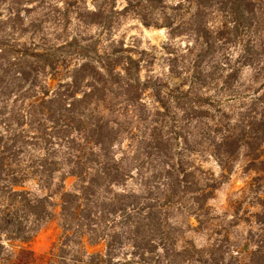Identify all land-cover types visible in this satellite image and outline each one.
Instances as JSON below:
<instances>
[{
  "label": "trees",
  "instance_id": "16d2710c",
  "mask_svg": "<svg viewBox=\"0 0 264 264\" xmlns=\"http://www.w3.org/2000/svg\"><path fill=\"white\" fill-rule=\"evenodd\" d=\"M117 1L0 0V264H264V0Z\"/></svg>",
  "mask_w": 264,
  "mask_h": 264
},
{
  "label": "rangeland",
  "instance_id": "374dc122",
  "mask_svg": "<svg viewBox=\"0 0 264 264\" xmlns=\"http://www.w3.org/2000/svg\"><path fill=\"white\" fill-rule=\"evenodd\" d=\"M123 0H118L117 5ZM120 30L125 32L126 39L135 37L141 43L142 46L147 43L158 45L165 38L164 29H152L145 28L139 25L135 19H127L123 22ZM159 34V35H158ZM206 166H212L207 163ZM244 175L238 168L231 176L230 180L224 183L218 191L215 193V197L210 203L219 211H221L228 199L230 193L243 185ZM58 234V228L55 223H47L41 226V228L35 233L31 241L27 244L35 254L40 255L45 253L56 239ZM100 246L90 247L89 250L99 249Z\"/></svg>",
  "mask_w": 264,
  "mask_h": 264
},
{
  "label": "clouds",
  "instance_id": "9594fccd",
  "mask_svg": "<svg viewBox=\"0 0 264 264\" xmlns=\"http://www.w3.org/2000/svg\"><path fill=\"white\" fill-rule=\"evenodd\" d=\"M159 35V34H158Z\"/></svg>",
  "mask_w": 264,
  "mask_h": 264
}]
</instances>
